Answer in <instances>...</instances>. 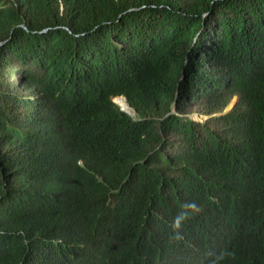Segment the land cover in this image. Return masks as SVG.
I'll return each mask as SVG.
<instances>
[{"label":"trees","instance_id":"16d2710c","mask_svg":"<svg viewBox=\"0 0 264 264\" xmlns=\"http://www.w3.org/2000/svg\"><path fill=\"white\" fill-rule=\"evenodd\" d=\"M242 258L264 264V0H0V264Z\"/></svg>","mask_w":264,"mask_h":264},{"label":"clouds","instance_id":"9594fccd","mask_svg":"<svg viewBox=\"0 0 264 264\" xmlns=\"http://www.w3.org/2000/svg\"><path fill=\"white\" fill-rule=\"evenodd\" d=\"M58 93L60 94V96H61V98H62L63 101H64V99H65L66 97H68V95L64 94L61 90H58ZM108 97H110V95H108ZM118 97H119V98H118ZM111 100H112L114 103H116V104L120 107V109H121L122 111L128 113V114L131 115V116H134V115H135V110H134L132 107L129 106V104H128V102L126 101V99H125L124 96H122V95L112 96V97H111ZM119 100H120V101H119ZM174 100H175V99H174ZM123 104H124V105H128L129 108H130L132 111L130 112V111H128L127 109H125V107L123 106ZM228 106H229V105H228ZM228 106H227L226 108H228ZM230 107H231V106H230ZM230 107H229V108H230ZM172 111H175V101H173ZM193 115L199 117V118H194V119H196V120H204V119H206V118L208 117L207 115H203V114H193ZM193 115H191L192 118H193ZM228 168H229V169H235V168H238V167H237V166H228ZM189 206H190V207H197V208H198V206L195 205V204H192V205H189ZM184 216H185V214H184V213H181L180 215H178V216L174 219V221H173V227H174V229H178V228H179V226H180V221H181L182 219H184ZM174 239H177V240L182 239V236H181V234H180L178 231L175 232V234H174ZM225 255L231 256V255H234V253H230V252H224V253H221V257H223V256H225ZM235 264H256V263H255L254 261H252L251 259H249V258H242V259L238 260Z\"/></svg>","mask_w":264,"mask_h":264},{"label":"bare ground","instance_id":"6f19581e","mask_svg":"<svg viewBox=\"0 0 264 264\" xmlns=\"http://www.w3.org/2000/svg\"><path fill=\"white\" fill-rule=\"evenodd\" d=\"M118 98H119V97H118ZM119 101H120V100H119ZM123 106H124V107H125V109H127L128 111H130V112L132 111V110L129 108V106H128V105H124V104H123Z\"/></svg>","mask_w":264,"mask_h":264},{"label":"rangeland","instance_id":"374dc122","mask_svg":"<svg viewBox=\"0 0 264 264\" xmlns=\"http://www.w3.org/2000/svg\"><path fill=\"white\" fill-rule=\"evenodd\" d=\"M232 105V103L229 104L228 108ZM193 118H199L198 116L193 115Z\"/></svg>","mask_w":264,"mask_h":264}]
</instances>
